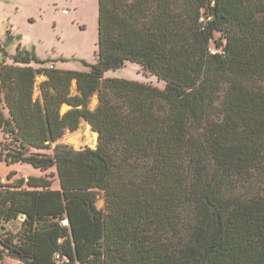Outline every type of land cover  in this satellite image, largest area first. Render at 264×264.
Here are the masks:
<instances>
[{"label": "trees", "instance_id": "16d2710c", "mask_svg": "<svg viewBox=\"0 0 264 264\" xmlns=\"http://www.w3.org/2000/svg\"><path fill=\"white\" fill-rule=\"evenodd\" d=\"M98 5L88 71L0 64V163L53 171L0 178V263L264 264V0ZM82 121L96 149L58 144Z\"/></svg>", "mask_w": 264, "mask_h": 264}, {"label": "rangeland", "instance_id": "374dc122", "mask_svg": "<svg viewBox=\"0 0 264 264\" xmlns=\"http://www.w3.org/2000/svg\"><path fill=\"white\" fill-rule=\"evenodd\" d=\"M98 18V0H0V64H12L13 57L20 48L23 52L35 55L38 60L47 62L44 66L33 63L35 68L52 66L60 71L86 72L89 70L88 65L96 62ZM105 77L164 87L163 82L144 73L136 64H127L125 68L109 72ZM45 80L42 75L37 77L35 98L41 97L39 87ZM72 92L76 94L75 83ZM98 102V96L95 95L90 109L95 110ZM68 109L64 106L62 113ZM2 140L0 137V142ZM58 144L67 145L77 151L86 148L94 150L98 146V134L91 130L88 123L82 121L77 132H67ZM56 146L57 143L51 148ZM12 172L17 173L13 181L44 177L53 173H42L25 164L7 166L0 163V178L3 183H8L7 178ZM54 187H59L57 178L54 180ZM104 206L105 200L100 197L98 207ZM19 225L20 221L13 222L8 230H17Z\"/></svg>", "mask_w": 264, "mask_h": 264}, {"label": "crops", "instance_id": "0c3cea01", "mask_svg": "<svg viewBox=\"0 0 264 264\" xmlns=\"http://www.w3.org/2000/svg\"><path fill=\"white\" fill-rule=\"evenodd\" d=\"M20 220V219H19ZM21 221V220H20ZM12 231H16V230H12ZM15 263H13L14 261ZM3 262H9V264H23L22 262H20L19 260L13 259V258H5V260Z\"/></svg>", "mask_w": 264, "mask_h": 264}, {"label": "water", "instance_id": "95a60500", "mask_svg": "<svg viewBox=\"0 0 264 264\" xmlns=\"http://www.w3.org/2000/svg\"><path fill=\"white\" fill-rule=\"evenodd\" d=\"M24 219H25L24 216H21V217H20V220H21V221H23ZM0 240H1V237H0Z\"/></svg>", "mask_w": 264, "mask_h": 264}, {"label": "built area", "instance_id": "2783aa9c", "mask_svg": "<svg viewBox=\"0 0 264 264\" xmlns=\"http://www.w3.org/2000/svg\"><path fill=\"white\" fill-rule=\"evenodd\" d=\"M56 259H57V260H60V256H57Z\"/></svg>", "mask_w": 264, "mask_h": 264}]
</instances>
